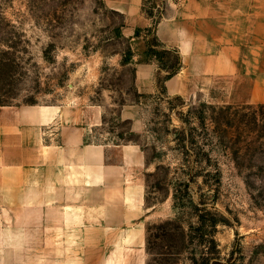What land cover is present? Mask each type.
Returning a JSON list of instances; mask_svg holds the SVG:
<instances>
[{"label":"rangeland","instance_id":"1","mask_svg":"<svg viewBox=\"0 0 264 264\" xmlns=\"http://www.w3.org/2000/svg\"><path fill=\"white\" fill-rule=\"evenodd\" d=\"M166 2L147 6L157 17ZM122 22L103 0H0V105L98 106L88 141L140 147L146 264H201L207 255L210 264H264V150L232 143L225 128L243 118L242 105L223 103L224 84L186 97L138 93ZM133 104L138 131L119 116ZM198 212L215 225L196 228Z\"/></svg>","mask_w":264,"mask_h":264},{"label":"crops","instance_id":"2","mask_svg":"<svg viewBox=\"0 0 264 264\" xmlns=\"http://www.w3.org/2000/svg\"><path fill=\"white\" fill-rule=\"evenodd\" d=\"M144 1L103 0L122 15L135 89L151 95L164 72L145 61L142 32L153 19ZM154 31L180 56L163 81L168 96L224 84L223 103L264 104V0H167ZM140 108L119 109L133 131L142 128ZM101 113L0 105V264H146L145 156L134 143L88 141Z\"/></svg>","mask_w":264,"mask_h":264},{"label":"trees","instance_id":"3","mask_svg":"<svg viewBox=\"0 0 264 264\" xmlns=\"http://www.w3.org/2000/svg\"><path fill=\"white\" fill-rule=\"evenodd\" d=\"M152 2L153 0H145L142 7L143 11L149 16H151L153 19L152 25L145 28L144 30V38L146 42L145 61H151L150 57L157 56V54H160L163 59H166L160 64L157 63L159 71H163L165 73L164 76L162 78H160L159 76L156 78L159 87V92H164L163 81L167 78H170L179 71L181 67V61L177 50L166 47L155 34V24L161 15H157V17L156 15L154 16L152 12L154 4H152L151 6H147V4H150ZM139 32L140 31L136 29L135 35H139ZM149 35L151 36V38H149ZM157 48H160L161 50L157 51ZM171 56H173L174 62H170ZM125 61L126 60L124 59V62ZM254 105H242L244 107L241 106V109L237 111L240 113L237 114H240L243 118L240 119L239 122H230L228 123V126L226 125L225 127L226 129L232 130L230 136L234 137L232 139V143L244 146L245 148H248V150H250L251 152L255 150H264V118H262L263 120H260L258 118L259 116L263 117L264 112L262 111L264 110L259 109L264 108V104H257L256 106ZM191 143H195L194 138H192ZM259 154L260 153H258L257 155ZM203 155L204 158L206 157V161H210L207 152H203ZM197 218L198 226H196V228L202 229L205 228L207 225L214 226L216 223V220L214 218H211V221L208 222L203 212H198ZM193 228L194 227L192 226V229ZM211 241L214 242V240L212 239ZM211 260V256H203L201 264H210Z\"/></svg>","mask_w":264,"mask_h":264}]
</instances>
